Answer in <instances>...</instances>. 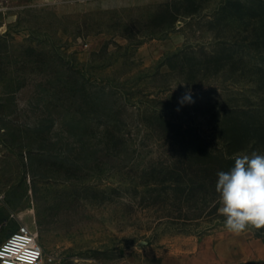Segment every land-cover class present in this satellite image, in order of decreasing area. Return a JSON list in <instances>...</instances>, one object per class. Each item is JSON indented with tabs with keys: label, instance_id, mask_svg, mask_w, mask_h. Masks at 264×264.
<instances>
[{
	"label": "rangeland",
	"instance_id": "obj_1",
	"mask_svg": "<svg viewBox=\"0 0 264 264\" xmlns=\"http://www.w3.org/2000/svg\"><path fill=\"white\" fill-rule=\"evenodd\" d=\"M232 126L264 129V0H0V244L26 226L42 264H207L229 231L171 130L227 157ZM247 133L233 158L264 153Z\"/></svg>",
	"mask_w": 264,
	"mask_h": 264
},
{
	"label": "clouds",
	"instance_id": "obj_2",
	"mask_svg": "<svg viewBox=\"0 0 264 264\" xmlns=\"http://www.w3.org/2000/svg\"><path fill=\"white\" fill-rule=\"evenodd\" d=\"M194 102L190 91L178 100L180 106ZM233 159L228 171L217 173L215 188L226 229L239 234L264 226V153H242Z\"/></svg>",
	"mask_w": 264,
	"mask_h": 264
},
{
	"label": "trees",
	"instance_id": "obj_3",
	"mask_svg": "<svg viewBox=\"0 0 264 264\" xmlns=\"http://www.w3.org/2000/svg\"><path fill=\"white\" fill-rule=\"evenodd\" d=\"M228 129V128H227ZM226 129V130H227ZM258 129H255L253 131L249 130L246 126L241 127H230L228 131V138L225 140L224 148L226 150L230 151V154H228L227 157H224L221 153L215 154L213 151H209L200 140H198V135L192 133V131L182 130L176 128H173L171 130V135L173 138H178V144L181 147V151L185 153V159L186 161L195 159L196 162L193 164L197 166L196 168H193V165H189L186 168L181 167L179 170L182 175H184L185 180H180L181 183L184 185V183L187 181L191 182L189 179V175H192L194 172L197 175V182H198V188L200 191H203V194L205 195V198H203V203L211 204L213 203L215 212H218L219 206H218V199L215 200L213 196L214 194L212 192H208L207 187L210 189H216V180H217V173L220 171H228L233 163V155L232 153H239L242 151H245L247 148L242 143L246 139H250L247 132L255 133ZM178 131V132H175ZM226 131V133H227ZM264 129H259L255 133V138L260 142H264ZM251 138V139H252ZM172 170V169H171ZM169 173L173 174L174 171H170ZM181 177V176H180ZM179 183L177 180L172 181V183ZM188 187V184H185ZM188 189V188H187ZM216 194V193H215ZM212 197V198H211ZM221 217H223L221 215ZM252 264V263H248Z\"/></svg>",
	"mask_w": 264,
	"mask_h": 264
},
{
	"label": "crops",
	"instance_id": "obj_4",
	"mask_svg": "<svg viewBox=\"0 0 264 264\" xmlns=\"http://www.w3.org/2000/svg\"><path fill=\"white\" fill-rule=\"evenodd\" d=\"M202 243L212 247V251L207 255V264L264 261V244L251 240L248 231L239 234L229 231L207 236Z\"/></svg>",
	"mask_w": 264,
	"mask_h": 264
},
{
	"label": "built area",
	"instance_id": "obj_5",
	"mask_svg": "<svg viewBox=\"0 0 264 264\" xmlns=\"http://www.w3.org/2000/svg\"><path fill=\"white\" fill-rule=\"evenodd\" d=\"M43 252L26 226H19L0 244V264H42Z\"/></svg>",
	"mask_w": 264,
	"mask_h": 264
}]
</instances>
